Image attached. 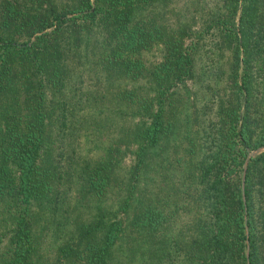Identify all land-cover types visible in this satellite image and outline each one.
Masks as SVG:
<instances>
[{
	"label": "trees",
	"instance_id": "16d2710c",
	"mask_svg": "<svg viewBox=\"0 0 264 264\" xmlns=\"http://www.w3.org/2000/svg\"><path fill=\"white\" fill-rule=\"evenodd\" d=\"M0 264H264V0H0Z\"/></svg>",
	"mask_w": 264,
	"mask_h": 264
},
{
	"label": "rangeland",
	"instance_id": "374dc122",
	"mask_svg": "<svg viewBox=\"0 0 264 264\" xmlns=\"http://www.w3.org/2000/svg\"><path fill=\"white\" fill-rule=\"evenodd\" d=\"M146 58H150V59H154V58H157L158 57V51L154 48H152L151 51H147L146 53ZM90 80V79H89ZM191 80H188V83H190ZM192 84V87H190V89H192V93H194V87H196V85H198L199 83H195L194 81H191ZM196 93V96L199 97L201 95V93L199 91H195ZM200 99V97H199ZM90 137V136H89ZM81 138V137H78V136H75V139L73 141V145L75 146V148H77V151L79 152V154H87L89 155L90 154V146L93 144L91 142L92 139L90 138ZM77 141V142H76ZM92 143V144H91ZM133 145V144H132ZM132 154L129 153L128 151L125 152L124 156H123V161L129 163L130 160H132ZM123 215V214H121Z\"/></svg>",
	"mask_w": 264,
	"mask_h": 264
},
{
	"label": "water",
	"instance_id": "95a60500",
	"mask_svg": "<svg viewBox=\"0 0 264 264\" xmlns=\"http://www.w3.org/2000/svg\"><path fill=\"white\" fill-rule=\"evenodd\" d=\"M261 147H256V148H253L251 150L248 151L247 155H246V158L250 155H253L255 152H257V150H259ZM245 164H246V159L244 160L243 162V168L245 167ZM241 186H243V176H242V179H241Z\"/></svg>",
	"mask_w": 264,
	"mask_h": 264
}]
</instances>
